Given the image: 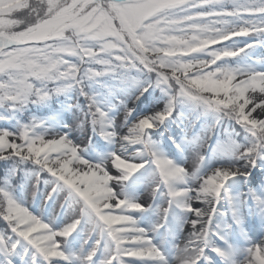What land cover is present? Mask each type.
<instances>
[{
  "label": "snow or ice",
  "instance_id": "6c2138e0",
  "mask_svg": "<svg viewBox=\"0 0 264 264\" xmlns=\"http://www.w3.org/2000/svg\"><path fill=\"white\" fill-rule=\"evenodd\" d=\"M258 51L264 0H0V264H264Z\"/></svg>",
  "mask_w": 264,
  "mask_h": 264
},
{
  "label": "rangeland",
  "instance_id": "374dc122",
  "mask_svg": "<svg viewBox=\"0 0 264 264\" xmlns=\"http://www.w3.org/2000/svg\"><path fill=\"white\" fill-rule=\"evenodd\" d=\"M257 56L258 57H260L261 56V51H258L257 52ZM191 161L189 162V164H188V167L189 168H191ZM32 190H29L28 191V197H27V204H28V206L30 207V210H31V208H32ZM145 196H147V194H145ZM43 210V205H37L36 206V211L37 212H41ZM60 211V209H59V206H57V208H56V212H59Z\"/></svg>",
  "mask_w": 264,
  "mask_h": 264
},
{
  "label": "trees",
  "instance_id": "16d2710c",
  "mask_svg": "<svg viewBox=\"0 0 264 264\" xmlns=\"http://www.w3.org/2000/svg\"><path fill=\"white\" fill-rule=\"evenodd\" d=\"M29 190H31V189H29ZM3 227V224H0V228H2Z\"/></svg>",
  "mask_w": 264,
  "mask_h": 264
}]
</instances>
